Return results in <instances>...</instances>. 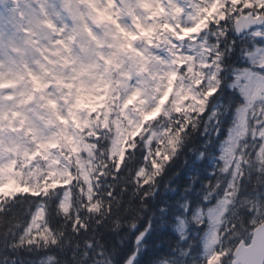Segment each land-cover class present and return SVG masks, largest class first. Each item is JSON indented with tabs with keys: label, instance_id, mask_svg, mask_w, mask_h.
<instances>
[{
	"label": "clouds",
	"instance_id": "obj_1",
	"mask_svg": "<svg viewBox=\"0 0 264 264\" xmlns=\"http://www.w3.org/2000/svg\"><path fill=\"white\" fill-rule=\"evenodd\" d=\"M201 7L207 0H31L28 19L0 31V162L15 161L5 182L42 193L66 173L83 184L87 172L92 227L106 221L76 243L43 220L28 233L8 228L0 264H196L210 236L218 264H231L264 229V98L253 100L264 92V63L246 58L264 11L231 0ZM237 17L250 27L237 31ZM173 70L176 78L165 75ZM121 150L127 199H98L99 177L124 168ZM191 157L207 163L176 181ZM74 211L58 214L71 220Z\"/></svg>",
	"mask_w": 264,
	"mask_h": 264
},
{
	"label": "snow or ice",
	"instance_id": "obj_2",
	"mask_svg": "<svg viewBox=\"0 0 264 264\" xmlns=\"http://www.w3.org/2000/svg\"><path fill=\"white\" fill-rule=\"evenodd\" d=\"M223 3V0H207V7H201L198 9V11H208L211 9V11H215L217 9L218 4ZM231 3L234 5L237 4H245L248 8H252L253 6L258 7L260 10L264 11V0H231ZM30 5L31 0H22V3H19L17 6V15L13 17H8L7 27L10 29H14L18 26L19 21L27 20L30 13ZM180 8H177V11H179ZM211 11H209V16H211ZM259 15V14H257ZM2 16V15H0ZM220 19H225V16L221 15ZM201 23H204V21H201ZM234 25L236 26L237 31H243L244 29H247L250 27L249 22L245 19H241L240 17H237L233 21ZM199 25H197V28H193L192 31H196L198 29ZM3 30V25H0V31ZM251 35L253 37H256L257 39L254 40L249 48L248 56L246 57L249 61L250 65L253 67L256 66H262L258 64V59L260 57H264V31H252ZM141 54L142 50H141ZM187 59H192L191 54H189ZM154 61L161 65H168V60L164 55H156L153 57ZM188 72H191L192 69L189 67L186 69ZM247 72L248 70L245 69ZM143 72L148 74L149 76H152L155 78V75L158 74L154 73L151 66L146 67L143 69ZM165 75L176 78L178 73L173 71H166ZM196 83H200V81H196ZM210 91H215L214 88H211ZM191 94V93H190ZM163 95H167V92H164ZM194 98V97H193ZM203 103V101H201ZM179 111V108H177ZM202 110V109H201ZM107 126V122H105ZM116 143H120V141L117 139ZM89 145H85V148H89ZM74 151L79 152L80 149L76 148ZM115 151V149H113ZM159 151V150H157ZM120 160L124 163V168L126 169L129 167V162L125 160L123 150H121L120 154ZM15 163V161H11L8 164H4L0 162V202H6L7 197H16V193H31L35 197H40L43 195L45 198V201L49 200V197H51V204L47 202L45 203H38L35 210L31 213V219L30 221L24 226V232L28 233L32 230L33 227L38 226V222L43 220L45 221L50 230H53L50 227L51 220L53 217V212L58 209L59 211H62L64 213L69 212V208L75 206V197L79 196L80 201L83 202V199L86 197V200H92L93 197L91 195L92 188L86 187L89 177L87 172L83 174V184H79L75 187H73L72 182L75 180H79L80 176L79 174H73V173H66L69 175L70 179L61 182L57 181L54 183H47L45 182L43 187V192L38 193L37 188L35 187H20L17 180L12 179L11 177H7V182H5V176L3 173L6 170H10L12 165ZM152 165H154L157 169L161 167V165L153 159L151 161ZM83 167V165H81ZM54 174V173H53ZM19 175V173H17ZM73 175H75V178L73 179ZM139 176L145 175V169L141 168L138 172ZM60 185V186H58ZM61 185L69 186L67 188H62ZM55 190L56 195H53V191ZM98 205L92 204L91 208L86 204L85 207L87 211L94 210ZM209 215L212 213V209H209ZM4 222V216L2 213V208H0V224ZM75 222L77 224L80 223L79 217L76 218ZM219 259V256L216 254H213L210 259V264H215L216 260ZM231 264H264V229L257 231L253 237L249 239V241H245L244 244H242L239 248L235 249V255L232 258Z\"/></svg>",
	"mask_w": 264,
	"mask_h": 264
},
{
	"label": "trees",
	"instance_id": "obj_3",
	"mask_svg": "<svg viewBox=\"0 0 264 264\" xmlns=\"http://www.w3.org/2000/svg\"><path fill=\"white\" fill-rule=\"evenodd\" d=\"M138 150L141 153V159L144 162H147V148L140 147ZM187 150H185L186 152ZM185 163L183 158L177 160L174 164L169 165L167 172L165 173V178L171 177L177 169L181 168V164ZM207 161H197L195 157H191L185 163V167L180 171V173L175 177V180L178 182H183L187 178V174L190 171H194L197 167H203ZM127 174V169H121L119 172L113 170L111 174H106L105 176L99 177L97 184L99 185L98 189H94L97 193L98 199H105L109 202L113 200V197L116 200L127 199V196L130 191V186L124 182V177ZM134 174V173H133ZM211 174V169H210ZM20 187H32L31 185L17 180ZM72 184H76L74 180ZM62 188H67L69 186L61 185ZM147 187V186H145ZM6 202H0V208H2V213L4 216V222L0 224V233L6 231L8 228H16L20 233L23 232L24 226L30 221L31 213L35 210L38 203H45L43 195L40 197L32 196L31 193H16L15 199L7 197ZM75 206L76 211L72 214V219L68 220L62 214H58L59 210L56 209L53 212V219L51 220L50 227L53 230L60 229L63 225L67 230L66 235L71 233L76 241L82 242L83 239H86L88 234L95 232L100 233L103 231L104 224L106 221H102L100 224H97L95 228L92 227L95 224V221L90 219V214L88 213L85 205L87 204L86 197L83 199V202L80 201L79 196L75 197ZM79 217L80 223L75 222L76 218ZM99 219V218H97ZM22 222V223H21ZM75 229H80L79 232H76ZM202 246H198L195 250V258L198 260L199 264H210V259H206L202 256ZM214 254L218 255L214 251ZM216 260L215 264H218ZM198 264V263H197Z\"/></svg>",
	"mask_w": 264,
	"mask_h": 264
},
{
	"label": "rangeland",
	"instance_id": "obj_4",
	"mask_svg": "<svg viewBox=\"0 0 264 264\" xmlns=\"http://www.w3.org/2000/svg\"><path fill=\"white\" fill-rule=\"evenodd\" d=\"M19 3H22V0H0V25H3V29L7 26L8 17H15L17 15V6ZM186 54H191L186 53ZM258 63H264V57H260L257 61ZM264 98V92H261L259 95L253 97V100H259ZM216 245V241L213 237H209L204 244L202 245V256L206 259H210L211 256L214 254V248ZM193 259L196 261L195 255Z\"/></svg>",
	"mask_w": 264,
	"mask_h": 264
}]
</instances>
